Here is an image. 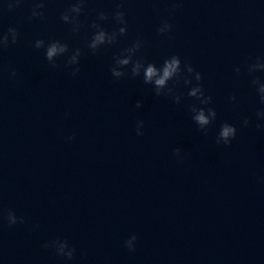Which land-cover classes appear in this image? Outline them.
Returning a JSON list of instances; mask_svg holds the SVG:
<instances>
[{"label": "clouds", "instance_id": "9594fccd", "mask_svg": "<svg viewBox=\"0 0 264 264\" xmlns=\"http://www.w3.org/2000/svg\"><path fill=\"white\" fill-rule=\"evenodd\" d=\"M25 0H4V6H0V13L5 8L7 11H12L15 8H20L24 4ZM47 0H33L32 7L28 19L44 20L45 7ZM88 0H70L69 6L61 13V21L71 26V32L78 34L84 27L85 21L81 20V16L86 15V4ZM124 0H117L116 7L112 11L100 10L96 14L95 20H93L88 27L92 30V36L87 41V48L96 54L102 47L116 45L120 37L126 36L128 32V20L126 18V12L123 10ZM179 7V0H171L170 6L167 9L170 15L174 14ZM112 20L119 27L113 28L112 31H108L104 27L102 22ZM173 25L169 19H164L158 25L156 31L158 35L170 34L172 32ZM19 31L15 27H9L7 31H0V52H3L11 45H15L19 40ZM32 46L35 49H43L45 59L51 68H59L57 59L66 57L64 63L65 68H71V75L77 76L81 69L79 67L80 58L83 52L80 48L70 49L67 43H64L57 39H36ZM144 47V41L142 38L137 37L133 42L120 50V52L113 56V66L111 67V75L115 80H120L126 76L131 78L140 77L142 75L143 83L145 85H151L152 90L157 97L171 98L173 103L179 105L184 100L183 93L178 91V88L182 84L188 88L187 98L194 102L187 105L188 111L192 114V120L197 125L198 130L207 135L209 126L215 124L217 120V112L215 108L211 107L212 97L206 94L203 86V76L197 71L191 64L182 63L179 55H171L163 60V63L158 67L155 63L146 61L145 57L141 54V50ZM130 66V67H129ZM247 75L250 77V84L255 89L258 96L259 103L264 105V80L256 76L257 72H264V56H256L251 63L246 65ZM234 72L239 75L241 68L236 66ZM18 73L15 69L9 73L10 79H15ZM231 103H236V96L229 97ZM143 106L142 101L136 102V107L141 108ZM69 115L68 113L65 114ZM256 117L260 120H264V107L260 108L256 112ZM251 121L249 117H244L242 120V126L248 127ZM144 121L139 120L136 123V135L143 136ZM257 129H264V123H257ZM237 128L224 122L220 125L219 132L215 138L217 145L223 144L224 146H230L232 141L236 138ZM69 141L75 140V135L68 137ZM180 148H175L173 154L178 161H183L184 156L181 154ZM0 220L7 222L9 227H12L18 223H25L23 216L18 217L16 213L11 209H0ZM138 237L136 234H132L127 240H125V247L129 251H135V245ZM45 249H53L57 256L72 260L76 253L74 246H70L66 239L56 238L51 241L45 242L42 245Z\"/></svg>", "mask_w": 264, "mask_h": 264}]
</instances>
